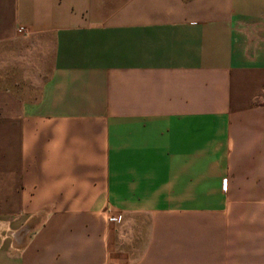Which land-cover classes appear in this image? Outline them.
<instances>
[{
	"label": "crops",
	"instance_id": "obj_1",
	"mask_svg": "<svg viewBox=\"0 0 264 264\" xmlns=\"http://www.w3.org/2000/svg\"><path fill=\"white\" fill-rule=\"evenodd\" d=\"M1 231L0 264H264V0H0Z\"/></svg>",
	"mask_w": 264,
	"mask_h": 264
},
{
	"label": "built area",
	"instance_id": "obj_2",
	"mask_svg": "<svg viewBox=\"0 0 264 264\" xmlns=\"http://www.w3.org/2000/svg\"><path fill=\"white\" fill-rule=\"evenodd\" d=\"M109 221H115V218L114 217H110Z\"/></svg>",
	"mask_w": 264,
	"mask_h": 264
},
{
	"label": "rangeland",
	"instance_id": "obj_3",
	"mask_svg": "<svg viewBox=\"0 0 264 264\" xmlns=\"http://www.w3.org/2000/svg\"><path fill=\"white\" fill-rule=\"evenodd\" d=\"M4 233H5V232H3V231L0 232L1 235H3ZM8 239H9V238H8ZM8 239H7V240H8Z\"/></svg>",
	"mask_w": 264,
	"mask_h": 264
}]
</instances>
